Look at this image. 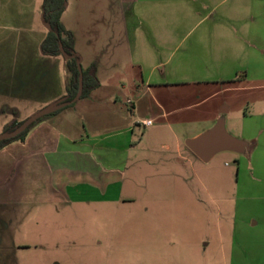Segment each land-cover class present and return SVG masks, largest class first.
I'll return each instance as SVG.
<instances>
[{
	"label": "crops",
	"instance_id": "obj_1",
	"mask_svg": "<svg viewBox=\"0 0 264 264\" xmlns=\"http://www.w3.org/2000/svg\"><path fill=\"white\" fill-rule=\"evenodd\" d=\"M214 1L67 0L62 22L73 32L75 50L82 58L83 68L96 64L100 86L88 96L41 117L24 141H13L0 149V206L119 200L121 190L116 186H129L125 185L128 167L132 169V186H195L188 174L189 168L193 174H207L205 177L198 174L199 186H214L216 165L213 161L226 151L205 162L188 148L186 140L211 128L222 114L226 116L229 132L251 142L252 153L256 147L255 137H264V102L261 109L257 106L251 113L243 109L234 112L228 101L207 108L204 105L207 98L217 94L264 88L263 77L249 78V74L243 77L227 64L231 54L239 56L234 50L237 46L241 51L250 47L247 55L260 52L261 28L249 30L248 23L206 26L213 59L198 61L194 57L196 62L184 55L177 59L178 65L171 71L181 73L180 77L176 75L178 80H189L190 75L186 74L193 72L191 80H197V88L191 103L187 101L189 92L183 91L184 88L169 90L173 85L186 86L189 82L152 81L155 63H169L170 59L165 58L167 50L177 40L183 26L172 24L170 17L175 13L206 16L219 7L220 3ZM236 10L229 7L226 14H235ZM46 34L37 44L36 53L22 50L15 61L22 66L23 78L27 79L21 94L27 95L28 101L40 102L38 110L68 95L70 80L67 58L63 54L49 55L42 51ZM147 64L154 65L144 81L145 90L140 91L136 74L142 70L144 73ZM61 71L68 74L67 78L62 77ZM126 76L132 80L128 86L124 82ZM252 80L261 82L249 84ZM207 89L212 93L205 95ZM7 92L3 90L0 94ZM16 93L9 92V95ZM129 99L132 100L131 112L124 105L129 104ZM4 105L0 103V112L6 111L7 102ZM252 117H260L261 123L256 121L252 126L249 120ZM148 119L153 123L145 125L143 122ZM140 125L145 127V132L136 135L135 129ZM122 129L132 132L129 142L109 146L106 134ZM224 166L230 167L227 161ZM240 172L238 161L229 175L238 183ZM112 186L114 196L110 198Z\"/></svg>",
	"mask_w": 264,
	"mask_h": 264
},
{
	"label": "rangeland",
	"instance_id": "obj_2",
	"mask_svg": "<svg viewBox=\"0 0 264 264\" xmlns=\"http://www.w3.org/2000/svg\"><path fill=\"white\" fill-rule=\"evenodd\" d=\"M218 2L219 7L206 16L175 13L170 17L172 24L183 26L167 50L165 58L170 59L169 63L156 62L151 74L154 82H189L186 86L173 85L169 90L184 88L189 92L190 103L197 88V80H191L193 72L186 74L190 75L189 80H178L181 73L171 71L184 55L195 61L213 59L209 52L212 45L206 37V26L213 23H248L249 30L262 29L260 52L247 55L250 47H245L243 53L245 48L241 51L237 46L234 50L239 56L231 54L227 64L243 77L249 74V78H264V0L213 3ZM229 7H236L235 14H226ZM46 33L42 0H0V91H8L6 95L0 94L1 105L7 102L6 111L0 112V134L11 121L32 115L41 107L37 100L28 101L27 95L21 94L27 79L23 78L22 66L15 61L22 50L36 53L37 44ZM149 65L144 73L142 70L136 74L140 91L145 90L144 81L154 64ZM64 76H68L65 71ZM253 80L249 84L264 81ZM131 81L129 76L124 79L127 86ZM209 93L212 92L207 89L205 95ZM221 101L230 102L234 112L243 109L251 113L257 106L262 108L264 88L217 94L207 98L204 107ZM124 105L131 112V106ZM249 120L252 126L262 121L260 117ZM144 132L141 125L135 129L136 135ZM131 134L124 129L111 131L106 134V143L125 145ZM257 137L252 153L226 151L215 157L214 186H199L198 174H207L194 175L191 168L188 174L195 186H132V169L128 167L125 185L129 186H116L121 190L119 200L0 206V264H264V137ZM225 161L230 167L224 166ZM238 161L241 179L237 183L229 173ZM113 196L111 192L110 198Z\"/></svg>",
	"mask_w": 264,
	"mask_h": 264
},
{
	"label": "trees",
	"instance_id": "obj_3",
	"mask_svg": "<svg viewBox=\"0 0 264 264\" xmlns=\"http://www.w3.org/2000/svg\"><path fill=\"white\" fill-rule=\"evenodd\" d=\"M67 0H43L42 2V20L49 27V30L42 41L41 47L45 54L62 55L60 50V41L62 42L65 51L73 55L67 58V70L70 74L68 95L66 100H71L75 97L79 88V76L77 61L80 55L75 50L74 35L71 30L66 28L62 22V14L65 9ZM84 88L81 98L88 96L94 89L100 86V80L96 74V64L92 63L88 68H83ZM59 111V110H57ZM39 118L38 120H40ZM37 120V121H38ZM23 120H15L9 125L5 131L15 129ZM36 122L32 123L27 129L16 137L4 139L0 141V149L13 141H24L30 128Z\"/></svg>",
	"mask_w": 264,
	"mask_h": 264
},
{
	"label": "water",
	"instance_id": "obj_4",
	"mask_svg": "<svg viewBox=\"0 0 264 264\" xmlns=\"http://www.w3.org/2000/svg\"><path fill=\"white\" fill-rule=\"evenodd\" d=\"M47 26V25H46ZM48 27V26H47ZM49 29V27H48ZM60 50L66 58L72 57L73 55L68 54L60 41ZM78 69L80 72L79 76V88L78 92L74 98L71 100H66V96L53 102L36 113L30 115L22 121L15 129L11 131H4L0 134V141L4 139H9L16 137L27 129L32 123L36 122L39 118L51 114L66 105L72 104L79 100L83 93L84 88V76H83V66L82 58L80 57L77 61ZM186 145L188 148L197 155L200 159L208 162L215 154L222 151H232L239 154L250 153L252 149V144L250 141L235 136L228 131L226 127V116L222 114L215 124L199 134L198 136L188 138L186 140Z\"/></svg>",
	"mask_w": 264,
	"mask_h": 264
},
{
	"label": "built area",
	"instance_id": "obj_5",
	"mask_svg": "<svg viewBox=\"0 0 264 264\" xmlns=\"http://www.w3.org/2000/svg\"><path fill=\"white\" fill-rule=\"evenodd\" d=\"M128 103H129V105L130 106H132V100H128ZM145 125H150V124H152L153 123V120L152 119H148V120H145L144 122H143Z\"/></svg>",
	"mask_w": 264,
	"mask_h": 264
}]
</instances>
